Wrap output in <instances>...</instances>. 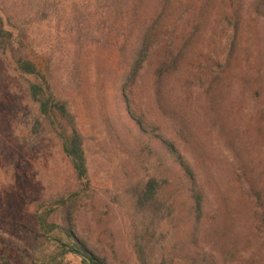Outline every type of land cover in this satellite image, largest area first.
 <instances>
[{
    "label": "rangeland",
    "instance_id": "1",
    "mask_svg": "<svg viewBox=\"0 0 264 264\" xmlns=\"http://www.w3.org/2000/svg\"><path fill=\"white\" fill-rule=\"evenodd\" d=\"M63 1H56L47 25L30 21L36 45L52 51L45 60L20 46L19 39L13 49L0 45V211L28 212L43 198L80 185L59 141L34 132L28 78L18 76L10 63L23 57L46 73L51 58L50 81L70 103L90 179V191L75 207L79 236L111 264H139L128 213L136 193L154 176L164 183L160 199L173 215L168 228L172 240L163 249L167 264H191L202 253L216 264H264L261 209L254 194L257 190L264 199V17L254 13L255 0H242L237 43L228 65L234 30L215 14L221 0H205L208 10L201 13L203 0H142L136 16L140 26L156 22L165 37L157 39L139 73L130 94L132 106L190 163L204 194L198 225L179 167L157 143L135 138L119 92L116 35L98 42L86 29L75 30ZM194 23L201 29L192 36L181 68L167 80L160 107L152 73L168 41L165 30L177 39L190 33ZM70 64L76 65L73 70ZM257 76L259 96L251 83ZM216 77L221 82L207 92Z\"/></svg>",
    "mask_w": 264,
    "mask_h": 264
},
{
    "label": "trees",
    "instance_id": "2",
    "mask_svg": "<svg viewBox=\"0 0 264 264\" xmlns=\"http://www.w3.org/2000/svg\"><path fill=\"white\" fill-rule=\"evenodd\" d=\"M57 0H0V45L13 49L17 39L25 50H32L40 59L52 53L49 48L37 46L36 31L30 30V21L40 25L49 23L51 11H56ZM202 1L199 13L208 10ZM216 9L234 30L231 49L224 65L237 43L239 23L243 11L242 0H221ZM69 7L74 29H86L89 35L102 41L109 34L116 35L119 41V92L126 107V114L135 129V138L157 143L165 155L173 160L185 180L186 190L191 202V214L194 224L200 221L203 213L204 194L197 182L190 163L182 156L174 143L159 133L155 126L138 115L133 109L130 94L135 86L144 63L159 37H165L164 31H157V24L140 26L136 23L142 0H64ZM29 8V10H28ZM254 13L264 17V0H255ZM160 12L158 19L162 18ZM157 21V20H156ZM159 25V21H158ZM198 24L192 25V31L175 39L167 32L168 41H164L160 50V59L152 73L153 92L157 104L162 107L167 80L181 65L187 55L192 36L200 31ZM77 43L81 35L76 36ZM73 57V56H72ZM212 63L217 64L209 58ZM72 61V60H70ZM50 62H46V73L39 70L36 63L18 57L10 63L18 76L26 79L27 99L35 111L34 132L41 136H52L59 141L61 154L67 159L78 181L77 188L43 198L34 210L19 213L11 209L0 211V264H111L107 258L94 250L75 231L74 213L77 203L90 191V179L85 157L82 136L75 126V117L70 103L61 93H57L50 81ZM73 70L76 65L70 64ZM218 65V64H217ZM260 71L256 64V72ZM220 77L214 78L207 92ZM252 87L256 96L260 95V77L254 78ZM164 183L153 176L136 193L130 213H128L133 251L139 264H167L163 249L172 240L168 228L173 226V215L168 206L161 202L160 194ZM257 205L261 209L260 223L264 232V199L261 193L254 191ZM191 264H216L213 257L202 253Z\"/></svg>",
    "mask_w": 264,
    "mask_h": 264
}]
</instances>
